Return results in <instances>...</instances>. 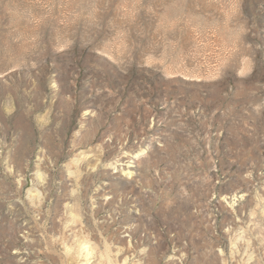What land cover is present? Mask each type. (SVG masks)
<instances>
[{"label":"rangeland","instance_id":"374dc122","mask_svg":"<svg viewBox=\"0 0 264 264\" xmlns=\"http://www.w3.org/2000/svg\"><path fill=\"white\" fill-rule=\"evenodd\" d=\"M0 264H264V0H0Z\"/></svg>","mask_w":264,"mask_h":264}]
</instances>
